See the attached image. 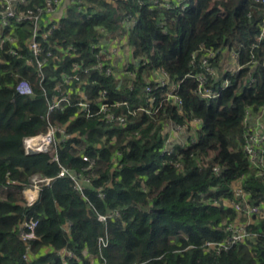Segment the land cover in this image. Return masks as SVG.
Wrapping results in <instances>:
<instances>
[{
    "label": "trees",
    "instance_id": "trees-1",
    "mask_svg": "<svg viewBox=\"0 0 264 264\" xmlns=\"http://www.w3.org/2000/svg\"><path fill=\"white\" fill-rule=\"evenodd\" d=\"M47 1L24 5L43 9L42 24H58L40 39L42 51L52 54L42 66L43 78L37 64L28 62L29 21L14 26L16 43L0 48V264H264V172L242 150L244 111L264 104V39L251 47L264 6L254 0H69L60 17L49 19ZM126 15L135 18L131 28ZM120 32L140 57L130 64L131 87L129 78L103 72L63 81L73 62H95L92 42ZM200 44L215 52L217 69L225 49L235 50L244 65L223 75L232 83L208 103L195 91L197 80L188 76L201 70L207 50L192 57ZM10 47L15 54L7 52ZM160 70L168 84L157 90L172 86L180 102L168 100L154 114L127 113L125 127L107 124L97 113V93L105 88L111 101L149 106L146 86L155 83L152 71ZM21 82L29 94L17 92ZM57 83L71 100L48 121L64 125L71 137L60 140L58 161H51L45 152L24 153L22 139L46 130L47 104L59 92ZM79 89L93 99L88 114L75 104ZM167 118L176 126L185 123L195 135L187 148L173 141L169 156L162 154ZM196 118L200 124L192 126ZM60 165L78 177L81 190L69 177H55ZM214 166L221 170L214 172ZM36 173L52 179L26 204L20 192ZM238 182L261 213L251 215L243 241L218 252L206 250L205 242L223 240L226 222L237 217L223 201L234 198ZM28 218L36 225L31 257L25 260L18 229ZM64 250L72 256H60Z\"/></svg>",
    "mask_w": 264,
    "mask_h": 264
},
{
    "label": "built area",
    "instance_id": "built-area-1",
    "mask_svg": "<svg viewBox=\"0 0 264 264\" xmlns=\"http://www.w3.org/2000/svg\"><path fill=\"white\" fill-rule=\"evenodd\" d=\"M62 0H53L54 6L51 5L50 1H47V6L45 7V12L51 13L49 19L55 17L54 11L56 7ZM264 6V0H254ZM27 0H0V48L8 41L9 43H16L17 38L14 35V26L17 24H23L29 21L32 25L31 35L27 41V46L32 53V57L28 59L29 63L35 62L38 67V76L43 78L42 66L47 61L52 54L49 52H43L41 49L40 39H47L50 35L51 30L55 29L58 24L57 22L51 21L49 25L47 23L50 20H46L44 24L41 23L40 16L42 10L38 8L36 11L30 10L24 7ZM160 6V5H159ZM169 3L165 2V7L168 8ZM185 3H179L181 10L186 8ZM127 27L131 28L134 24L135 18L131 15H126L125 17ZM119 31V30H118ZM264 39V14L258 23V32L255 36L252 48L256 47L260 41ZM91 48L94 50L95 62L90 65L82 66L76 62L72 63L70 72L64 73L63 81L69 83L71 80H80V73L84 75H89L93 72H103L106 75H114L116 78H129L130 84L132 86V76L133 72L130 64L136 63L140 57L134 55V48L129 44L127 34L124 32L118 33V36L107 35L105 38L102 37L95 42L91 43ZM68 49L73 47L69 46ZM207 50L203 44L199 45L198 50L193 54V58L196 56L197 52ZM7 52L10 54L16 53V48L10 47ZM215 57V52L207 50L206 53L200 59V72L196 74H189V77H193L197 80L198 86L195 91L201 98L207 103L216 98L219 95L221 89L227 87L232 83L230 78H226L223 75L229 72L231 75L241 69L244 65H241L238 60V55L235 50L225 49L222 52V56L219 59V69L213 63ZM252 63H256L254 55L250 54ZM264 65V63H263ZM251 66V65H250ZM151 80H154V84L151 83L146 86V96L150 101L149 106L142 105H130L127 101L113 100L111 101L108 96L107 89H101L97 93V113L101 114L102 119L107 124H113L117 126L125 127L127 123V113L137 114L139 111H144L149 114L156 113L164 103L168 100H175L180 102L179 98L173 94L172 86L169 90L160 91L157 90L160 86H165L168 84L167 75L163 70L159 72H153L150 76ZM252 78L247 80L246 83L249 84ZM83 84V82L78 83ZM175 84L173 87L175 88ZM56 90L59 91L53 94L48 100L47 110L45 113V119L47 120V127L44 132L32 134L23 137L22 146L24 153L34 154L45 152L50 155L51 161H58L57 147L60 140H65L71 137V134L66 133L64 125L59 126L55 123L48 121L49 115L60 108L62 104L70 99L69 91L64 92L61 90V84H56ZM17 92L20 94H29L30 87L26 85L25 82H21L16 87ZM80 90V89H79ZM79 99L75 103L80 106L85 114L90 113V106L93 99L87 97L84 91L80 90ZM70 102V101H69ZM192 126L200 124L199 119H193L190 121ZM243 124L245 126L244 141L242 144V150L247 156L249 162L259 167L261 172H264V104L260 105L259 108L253 110L252 108H247L244 111ZM164 131L167 133V139L165 146L162 148V154L166 156L171 155L174 151V147L171 145L173 141L180 144L181 147L187 148L194 142L195 135L194 131L190 129L185 123L184 126H176L175 123L167 118L164 121ZM60 134V138L58 135ZM57 136V137H56ZM84 160H88V157L83 156ZM91 164L89 165V167ZM87 167V168H89ZM214 172L221 170L219 166L213 167ZM69 177L73 181L74 188L81 190V181L78 177L73 174L70 169L65 166L60 165V169L55 177ZM37 179V181L35 180ZM51 177H44L39 173L31 176L30 184L27 188L22 189L26 204H30L35 198L31 192L38 193L39 185L41 183H49ZM234 191L233 199H224L223 204L228 206H233L237 211V217L226 222L225 225V238L219 242L217 241H207L204 244L206 250H214L216 252L220 250H225L231 245L243 241L249 236L247 225L250 223L252 214H260L261 209L256 205H250L247 200L240 183H235L232 187ZM202 196V194H201ZM241 200V201H237ZM227 201V202H226ZM98 219L100 221L105 220L104 215H99ZM35 225L36 221L32 218L24 219L20 224L18 229V237L26 245V250L24 252L23 258L28 260L31 257V251L29 247V241L35 237ZM99 242L102 241L101 238L98 239ZM60 256L71 257L72 254L68 250L59 251Z\"/></svg>",
    "mask_w": 264,
    "mask_h": 264
},
{
    "label": "crops",
    "instance_id": "crops-1",
    "mask_svg": "<svg viewBox=\"0 0 264 264\" xmlns=\"http://www.w3.org/2000/svg\"><path fill=\"white\" fill-rule=\"evenodd\" d=\"M108 1H112V0H108ZM67 2H69V0H62L58 4V6L56 7V10L54 11V16L55 17H60L63 14L64 8H65Z\"/></svg>",
    "mask_w": 264,
    "mask_h": 264
},
{
    "label": "rangeland",
    "instance_id": "rangeland-1",
    "mask_svg": "<svg viewBox=\"0 0 264 264\" xmlns=\"http://www.w3.org/2000/svg\"><path fill=\"white\" fill-rule=\"evenodd\" d=\"M57 137V136H56ZM211 154V153H210ZM36 181H37V179H35ZM31 182V181H30ZM29 186V185H28ZM28 186H25L24 188H27ZM40 186V185H39ZM34 196L36 195L37 196V193L36 192H31ZM21 196H22V198H23V200L26 202V200H25V198H24V194L22 193V191H21ZM227 202V201H226Z\"/></svg>",
    "mask_w": 264,
    "mask_h": 264
}]
</instances>
